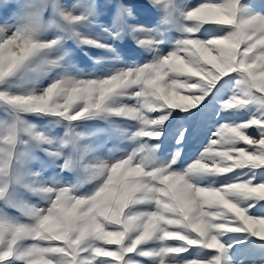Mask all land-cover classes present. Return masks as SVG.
<instances>
[{
    "label": "snow or ice",
    "instance_id": "6c2138e0",
    "mask_svg": "<svg viewBox=\"0 0 264 264\" xmlns=\"http://www.w3.org/2000/svg\"><path fill=\"white\" fill-rule=\"evenodd\" d=\"M0 264H264V0H0Z\"/></svg>",
    "mask_w": 264,
    "mask_h": 264
},
{
    "label": "rangeland",
    "instance_id": "374dc122",
    "mask_svg": "<svg viewBox=\"0 0 264 264\" xmlns=\"http://www.w3.org/2000/svg\"><path fill=\"white\" fill-rule=\"evenodd\" d=\"M12 2H19V0H12ZM66 2L71 3V2H76V0H66ZM127 2L143 4V5L147 6V0H127ZM136 22L141 23V24H145L148 26H154L155 16L150 11L141 12L140 14L137 15ZM123 50H124L126 55H128L129 52L134 53L135 56H137V57H139V55H140L139 52L135 49V47L131 41H128L123 45ZM83 62L88 63L86 58H84ZM58 134L62 135L63 134L62 130H58ZM111 146L112 145H109V147H111Z\"/></svg>",
    "mask_w": 264,
    "mask_h": 264
}]
</instances>
